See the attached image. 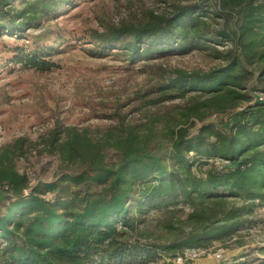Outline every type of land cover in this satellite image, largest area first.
I'll list each match as a JSON object with an SVG mask.
<instances>
[{"label": "trees", "instance_id": "obj_1", "mask_svg": "<svg viewBox=\"0 0 264 264\" xmlns=\"http://www.w3.org/2000/svg\"><path fill=\"white\" fill-rule=\"evenodd\" d=\"M76 1L0 0V36L15 39L6 45L7 62L43 72L57 66L62 33L53 39L49 30L37 37L26 30L39 28L40 19L55 22ZM163 2L142 17L102 25L90 40L97 53L114 51L139 68L171 52L208 51L217 66L162 75L150 104L194 91L207 98L155 110L142 128L129 125L100 138L87 129L69 128L63 136L52 129L60 175L34 187L17 168L25 139L1 146L0 264H157L166 249L207 248L231 238L246 211L235 200L248 212L250 202L264 203V103L228 129L206 122L213 111L250 101L249 88L264 92V0ZM198 161L208 165L200 174L193 170ZM183 206L193 223L185 240L162 247L143 239L139 226L151 210L166 217L163 226L171 231Z\"/></svg>", "mask_w": 264, "mask_h": 264}, {"label": "rangeland", "instance_id": "obj_2", "mask_svg": "<svg viewBox=\"0 0 264 264\" xmlns=\"http://www.w3.org/2000/svg\"><path fill=\"white\" fill-rule=\"evenodd\" d=\"M13 6L18 9L20 4L17 1ZM164 6L163 0H79L58 14L55 22L38 20L39 28L27 29L26 33L37 37L49 30L53 39L59 33L65 39L60 45L63 50L55 57L57 66L50 71L25 69L7 62L11 54L7 46L15 39L0 36V147L21 137L25 139V156L17 160L19 171H28L35 182H50L60 175L59 158L49 142L52 129L60 130V136L69 128L87 129L92 138H100L129 125L142 128L148 114L155 110L168 111L207 98L208 94L194 91L157 106L150 104L158 97L151 91L162 81V75L168 77L175 69L207 71L217 66L220 60L208 51L171 52L139 68L114 51L106 55L97 53L90 40L102 25L142 17L143 10H160ZM257 87L256 91L248 89L250 101H237L223 111H213L206 122L228 129L232 123L251 117L256 112L252 105L264 103L262 86ZM199 126L197 121L191 133ZM210 161L221 168V161ZM207 168L200 161L193 166L199 174ZM235 201L236 207L246 209L240 218L243 224L231 230L233 235L227 241H213L207 248L214 251L218 246L225 247L229 259L236 263L264 264V203L250 202L248 212L242 200ZM183 207V212L176 214L171 231L163 226L166 217L151 210L146 222L139 226L143 239L162 247L185 240L193 223L188 218L189 207ZM162 253L165 256L157 264H175L171 257L181 252L173 247Z\"/></svg>", "mask_w": 264, "mask_h": 264}, {"label": "built area", "instance_id": "obj_3", "mask_svg": "<svg viewBox=\"0 0 264 264\" xmlns=\"http://www.w3.org/2000/svg\"><path fill=\"white\" fill-rule=\"evenodd\" d=\"M260 99L263 100V98ZM22 173L28 176L31 187L36 186L40 182H35L28 171ZM227 255V249L223 246H218L214 251H211V248L191 247L171 258H173L175 264H237L234 259H229ZM164 256L163 253H160L159 260Z\"/></svg>", "mask_w": 264, "mask_h": 264}]
</instances>
